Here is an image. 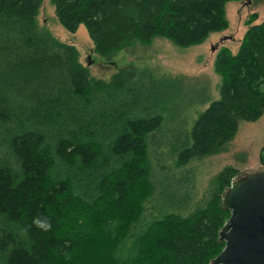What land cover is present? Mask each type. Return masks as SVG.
Returning <instances> with one entry per match:
<instances>
[{
	"label": "trees",
	"instance_id": "1",
	"mask_svg": "<svg viewBox=\"0 0 264 264\" xmlns=\"http://www.w3.org/2000/svg\"><path fill=\"white\" fill-rule=\"evenodd\" d=\"M42 1L0 0V264H212L224 248L223 197L236 170L217 173L191 210L182 175L263 114L264 21L253 24V15L237 52L217 53L219 98L185 134L173 129L169 159L181 173L163 166L157 179L149 154L166 113L182 111L180 80L146 69L92 78L74 46L38 28ZM231 1L50 3L63 29L83 25L94 53L107 57L155 39L201 45L228 28ZM260 153L264 166V145ZM45 219L46 228L34 223Z\"/></svg>",
	"mask_w": 264,
	"mask_h": 264
},
{
	"label": "rangeland",
	"instance_id": "2",
	"mask_svg": "<svg viewBox=\"0 0 264 264\" xmlns=\"http://www.w3.org/2000/svg\"><path fill=\"white\" fill-rule=\"evenodd\" d=\"M225 14L228 28L210 35L201 45L181 49L167 40L155 39L146 46L134 43L107 57L94 53L93 43L83 25L75 33L63 29L56 19L50 0L42 1L37 26L49 31L58 41L74 46L79 52V62L88 68L94 79L108 82L120 70L146 69L157 79L180 80L181 89L177 94L182 111L175 118L170 115L172 112L168 114L171 120L166 113L163 129L154 136L155 144L160 147L153 146L149 154L154 174L159 179V176L165 174L163 166L170 168V174L176 177L180 175L181 170H176L174 161L169 159L172 158L169 144L173 139V129L185 134L184 129H190L197 115L219 98L221 77L214 71L217 53L225 48L231 54L237 52L252 16L256 18L253 24L264 21V0L231 1L225 7ZM263 145L264 112L256 121L240 123L235 136L219 154L189 163L184 170H189L190 176L188 173L182 176L188 177L183 183L186 185L187 182L192 196L190 210L196 203L208 198L212 178L225 167L236 170L234 180L264 170L260 163ZM151 211L147 210L146 215ZM178 213L186 216L189 211Z\"/></svg>",
	"mask_w": 264,
	"mask_h": 264
},
{
	"label": "water",
	"instance_id": "3",
	"mask_svg": "<svg viewBox=\"0 0 264 264\" xmlns=\"http://www.w3.org/2000/svg\"><path fill=\"white\" fill-rule=\"evenodd\" d=\"M223 207L230 212L218 234L224 248L212 264H264V170L234 180Z\"/></svg>",
	"mask_w": 264,
	"mask_h": 264
},
{
	"label": "clouds",
	"instance_id": "4",
	"mask_svg": "<svg viewBox=\"0 0 264 264\" xmlns=\"http://www.w3.org/2000/svg\"><path fill=\"white\" fill-rule=\"evenodd\" d=\"M34 223H37V226L42 227V228H46L47 226V220H37L34 221Z\"/></svg>",
	"mask_w": 264,
	"mask_h": 264
}]
</instances>
